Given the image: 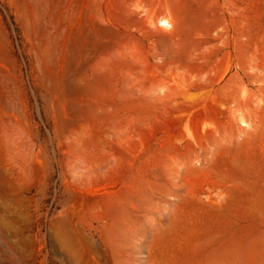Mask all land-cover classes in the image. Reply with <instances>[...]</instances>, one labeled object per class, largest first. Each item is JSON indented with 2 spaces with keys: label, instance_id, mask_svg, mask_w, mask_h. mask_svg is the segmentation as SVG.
<instances>
[{
  "label": "rangeland",
  "instance_id": "1",
  "mask_svg": "<svg viewBox=\"0 0 264 264\" xmlns=\"http://www.w3.org/2000/svg\"><path fill=\"white\" fill-rule=\"evenodd\" d=\"M0 264H264V0H0Z\"/></svg>",
  "mask_w": 264,
  "mask_h": 264
},
{
  "label": "bare ground",
  "instance_id": "2",
  "mask_svg": "<svg viewBox=\"0 0 264 264\" xmlns=\"http://www.w3.org/2000/svg\"><path fill=\"white\" fill-rule=\"evenodd\" d=\"M158 24H159V26H162V27H164L165 29L166 28H169L170 27V22H168L165 18L163 19V20H160L159 22H158Z\"/></svg>",
  "mask_w": 264,
  "mask_h": 264
}]
</instances>
